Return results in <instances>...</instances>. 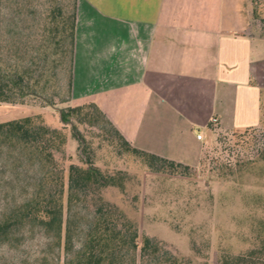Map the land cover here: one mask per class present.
I'll list each match as a JSON object with an SVG mask.
<instances>
[{
  "label": "crops",
  "instance_id": "crops-1",
  "mask_svg": "<svg viewBox=\"0 0 264 264\" xmlns=\"http://www.w3.org/2000/svg\"><path fill=\"white\" fill-rule=\"evenodd\" d=\"M73 12L68 101L95 103L131 145L193 165L211 125L259 121L249 0H73Z\"/></svg>",
  "mask_w": 264,
  "mask_h": 264
},
{
  "label": "rangeland",
  "instance_id": "rangeland-1",
  "mask_svg": "<svg viewBox=\"0 0 264 264\" xmlns=\"http://www.w3.org/2000/svg\"><path fill=\"white\" fill-rule=\"evenodd\" d=\"M70 5L71 0H0V54L6 58L23 40L36 43L40 27L47 23L48 10L61 8L63 14H68ZM263 24L264 20L255 18L248 31L262 35ZM257 48L264 52V43L258 42ZM56 74L51 87L56 92L53 104L31 97L21 102H0V121L29 114L63 127L67 137L63 151L55 158L63 169V203L66 167L78 160V151L76 141L68 134L70 123L58 118L57 109L70 104L68 98L60 100L67 94L63 64L57 67ZM96 124L100 129L86 122L77 125L92 137L93 162L128 174L122 190L107 186L101 193L135 222L139 235L146 233L159 239L191 264H221L220 253L243 250L255 244L263 233V120L228 129L211 125L195 164L159 167L161 164L156 162L157 169L128 158L124 152L110 155L115 145L119 147L117 138L103 119H96ZM18 151H0V222L7 223L6 234L0 235V264H61V239L32 218V211L20 219L13 217L33 195L40 174L35 161ZM72 209L75 222H80L79 214L87 210L84 203L77 201ZM62 211L64 218L65 209ZM77 234L73 236L74 245Z\"/></svg>",
  "mask_w": 264,
  "mask_h": 264
},
{
  "label": "trees",
  "instance_id": "trees-1",
  "mask_svg": "<svg viewBox=\"0 0 264 264\" xmlns=\"http://www.w3.org/2000/svg\"><path fill=\"white\" fill-rule=\"evenodd\" d=\"M249 2L250 23L255 18L263 21L264 0ZM70 6L68 14H63L61 8L48 10L47 23L40 27L36 43L23 40L6 58L0 54V102H21L24 97H31L44 104H53L56 92L51 87L57 78V67L62 64L66 70L67 94L60 100L68 98L73 0ZM261 31L259 36L264 37V24ZM57 112L60 121L70 123L68 134L76 141L78 151V160L69 162L66 167L63 203V169L57 166L55 159L63 151L67 137L63 127L49 125L29 114L0 121V151L3 148L18 149V153H26L40 169L33 195L20 205L21 212L14 213L13 217L17 215L20 219L32 211V218L61 239L64 250L61 264H191L159 239L146 233L139 235L135 222L114 202L103 197L101 190L104 187L116 186L122 190L128 174L122 169L109 170L95 164L92 137H87L77 125L86 122L100 129L96 119L107 122L119 143L110 155L124 152L128 158L153 169L158 168L156 162L161 164L159 167L187 165L131 145L92 101L66 104ZM259 120L264 122V80L260 87ZM109 143L113 144L111 140ZM77 201L83 202L87 209L79 214L80 222H75L72 209ZM6 228L7 223L0 222V235L6 234ZM261 231L263 233L258 235L255 244L237 252L220 253L221 264H264V222ZM74 234L78 235L75 245Z\"/></svg>",
  "mask_w": 264,
  "mask_h": 264
},
{
  "label": "built area",
  "instance_id": "built-area-1",
  "mask_svg": "<svg viewBox=\"0 0 264 264\" xmlns=\"http://www.w3.org/2000/svg\"><path fill=\"white\" fill-rule=\"evenodd\" d=\"M211 122L214 124V122H215V117H211ZM195 136H196L197 138H200V137H201V133H200L199 131H196V132H195Z\"/></svg>",
  "mask_w": 264,
  "mask_h": 264
}]
</instances>
